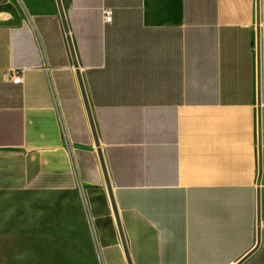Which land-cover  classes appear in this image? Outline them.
<instances>
[{
    "label": "crops",
    "instance_id": "1",
    "mask_svg": "<svg viewBox=\"0 0 264 264\" xmlns=\"http://www.w3.org/2000/svg\"><path fill=\"white\" fill-rule=\"evenodd\" d=\"M22 2L0 22V193L79 186L103 264H128L57 2ZM62 3L132 263L238 264L260 191L244 264H264V0L260 25L257 0Z\"/></svg>",
    "mask_w": 264,
    "mask_h": 264
},
{
    "label": "rangeland",
    "instance_id": "2",
    "mask_svg": "<svg viewBox=\"0 0 264 264\" xmlns=\"http://www.w3.org/2000/svg\"><path fill=\"white\" fill-rule=\"evenodd\" d=\"M21 1L0 11L24 12ZM0 264H103L82 189L0 193Z\"/></svg>",
    "mask_w": 264,
    "mask_h": 264
},
{
    "label": "water",
    "instance_id": "3",
    "mask_svg": "<svg viewBox=\"0 0 264 264\" xmlns=\"http://www.w3.org/2000/svg\"><path fill=\"white\" fill-rule=\"evenodd\" d=\"M2 1L3 0H0V2H2ZM56 2H57L58 10H59V15H60V18H61V21H62V24H63V28H64V31L66 33L68 46H69L70 53H71L72 60H73V65H74V68L76 70V75H77L80 91H81V94H82V97H83V101H84V105H85V108H86V112H87L90 128H91L94 140H95V145L97 147V152H98V155H99L101 167H102L103 172H104L106 185H107V188H108L109 196H110V199H111V202H112V206H113V210H114V213H115L116 221H117V224H118L119 232H120V235H121L122 243H123L124 250H125V253H126V258H127L128 264H133L132 260H131V257H130L129 250H128V246H127V243H126V238H125L124 230H123V227H122V224H121L119 211H118V207L116 205V201H115L112 185H111L110 178L108 176V172H107V168H106V164H105V161H104V156H103V152H102V148H101V144H100V140H99V136H98V131H97V128H96L95 119H94L93 114H92V109H91L90 102H89V99H88L87 90H86V87H85V84H84V81H83L80 65H79V62H78V59H77V56H76V51H75V48H74V44H73V41H72L70 29H69L68 22H67V19H66L64 6H63V3H62V0H56ZM257 14H258V24L260 25V0H257ZM260 53H261V33H260V30H259L258 31V57H259V61H260ZM260 162H261V165H260L261 172H260V179H259V183H258L259 186L261 185V178H262V155H261ZM261 202H262L261 192L259 191V193H258V236H257L258 237V243H257V246L255 247V249L250 254H248L244 259H242L238 264H244L260 248V246L262 244V206H261Z\"/></svg>",
    "mask_w": 264,
    "mask_h": 264
},
{
    "label": "built area",
    "instance_id": "4",
    "mask_svg": "<svg viewBox=\"0 0 264 264\" xmlns=\"http://www.w3.org/2000/svg\"><path fill=\"white\" fill-rule=\"evenodd\" d=\"M104 14H105L106 23H111L112 19H113L112 11L106 10ZM10 78H11L12 83H14V84H22L23 83V78L14 69H12L10 71Z\"/></svg>",
    "mask_w": 264,
    "mask_h": 264
},
{
    "label": "bare ground",
    "instance_id": "5",
    "mask_svg": "<svg viewBox=\"0 0 264 264\" xmlns=\"http://www.w3.org/2000/svg\"><path fill=\"white\" fill-rule=\"evenodd\" d=\"M21 3L23 5L22 1H21ZM23 7H24V5H23ZM24 11L27 13V10L25 9V7H24ZM9 19H10V16L8 15V13L0 11V22H5Z\"/></svg>",
    "mask_w": 264,
    "mask_h": 264
}]
</instances>
